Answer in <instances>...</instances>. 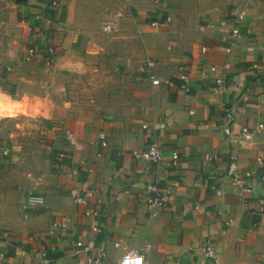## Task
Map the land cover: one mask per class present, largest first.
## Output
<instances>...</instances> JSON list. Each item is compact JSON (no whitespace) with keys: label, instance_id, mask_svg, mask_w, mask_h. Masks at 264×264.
Returning <instances> with one entry per match:
<instances>
[{"label":"crops","instance_id":"obj_1","mask_svg":"<svg viewBox=\"0 0 264 264\" xmlns=\"http://www.w3.org/2000/svg\"><path fill=\"white\" fill-rule=\"evenodd\" d=\"M58 1L0 0V64L11 68L3 81L19 85L21 109L34 115L15 124L26 143L0 146V261L90 264L103 247L108 264L128 250L144 252V264H264V0ZM243 10V37L227 52L220 23L238 24ZM213 65L225 74L223 93L211 90ZM153 141L160 163L131 155ZM233 154L240 185L228 173ZM157 181L172 195L154 215L147 196ZM30 192L45 205L26 208ZM76 241L92 252L78 253Z\"/></svg>","mask_w":264,"mask_h":264},{"label":"built area","instance_id":"obj_2","mask_svg":"<svg viewBox=\"0 0 264 264\" xmlns=\"http://www.w3.org/2000/svg\"><path fill=\"white\" fill-rule=\"evenodd\" d=\"M60 4V1L58 0H52V5L57 6ZM246 16V12L240 11L237 15L236 21L238 24L235 22V24H231L229 20H222L220 23L221 28L224 30V33L221 36V42L224 44V47L227 52H231L235 46L238 45L239 40L243 37L242 34V29L239 26V23L244 21ZM167 22H172V17L170 15L166 16L165 19ZM159 21H154L153 25H157ZM114 28V25L111 22H105L103 24V29L105 32H111ZM246 34L249 37L253 36V33L250 28L246 29ZM246 49L248 52H254L257 47L255 44L250 43L246 46ZM207 48L203 47L202 52H206ZM30 55L36 56L37 51L35 48H31L29 50ZM54 48L52 46H47L46 47V53L48 55H53L54 54ZM147 67V73L152 81L153 84H159L160 79L155 78V76L152 73V68L155 66V61L151 59H147L145 63ZM224 68H228L225 66ZM11 68L8 67V70ZM220 68L216 65H213L210 67V72L215 74V84L212 86L211 90L214 93H223L226 88V79H225V74L219 73ZM223 70V69H221ZM182 79L188 83L189 75L184 74L182 75ZM158 128H165L166 124L165 123H160L157 125ZM257 131H261L264 129V123H259L257 125ZM250 129L248 127H244L242 129V134L239 136L240 142L242 143L245 135L250 134ZM65 135L67 140L72 143L76 144L77 140L74 135V133L70 129H65ZM97 143H100L103 147L108 146V141H107V135L105 132H100L98 134V140L96 141ZM101 154H99L100 156ZM131 155L135 157L136 159H139L144 162L148 163H160L163 158H164V152L161 147V144L157 141H153L149 143L144 149L138 150L134 149L131 151ZM58 156L61 158L64 155L59 153ZM173 157L175 160L178 158V152L175 151L173 153ZM57 158V157H56ZM228 173L232 178L233 184L235 185H240L243 183V178L239 175L238 173V158L235 154L231 155V161L229 163V168H228ZM247 176H251L252 173L247 172ZM179 182H175L174 186H178ZM149 190V195L147 196V203L150 208V210L153 212L155 215L157 213L158 209L162 210H167L169 209V202L171 199L172 195V190L169 186H161L160 182L157 181L155 183H152L148 186ZM245 191H252L251 188H244ZM126 193H130L129 190L125 191ZM221 193V191H218ZM94 193L90 192V196H92ZM71 195L75 199V201L79 203H86L87 198L81 191L78 189H73L71 191ZM46 203V197L41 194V193H36V192H30L27 195L26 199V208H33V207H39L43 206ZM264 208H261L260 211H263ZM75 247L76 251L79 253L82 250L91 253L92 252V246L90 244L85 243L84 241H76L75 242ZM208 254L213 255L212 247L208 248ZM2 255V254H1ZM47 255V252H44V256ZM146 258V254L140 250H128L126 251L120 261L119 264H144ZM108 253L105 248L101 247L97 250V252L89 258L90 264H108Z\"/></svg>","mask_w":264,"mask_h":264},{"label":"rangeland","instance_id":"obj_3","mask_svg":"<svg viewBox=\"0 0 264 264\" xmlns=\"http://www.w3.org/2000/svg\"><path fill=\"white\" fill-rule=\"evenodd\" d=\"M7 71L8 67H3V65L0 64V146L2 145L3 147L4 145L8 146L15 139L21 140L22 142L26 143L28 137L25 136L24 130L20 128L15 131V124L17 122L24 125L29 124V122L33 120L34 117V115L30 111L26 110V108L21 109L22 106L20 105V102L23 105L24 100L20 99L21 97L19 95H16L17 93H20L19 85L16 84V86H13L8 82L3 81V79H5V72ZM7 90H11L12 94L9 93ZM55 102L58 103L56 99ZM25 111H27V113ZM13 132H17L18 136H11ZM14 135L17 134L15 133ZM34 140L35 139L32 138V141ZM6 164L8 163L0 162V178L2 177V174L8 170ZM1 183L2 181L0 180V186ZM0 264H3L2 261H0Z\"/></svg>","mask_w":264,"mask_h":264}]
</instances>
